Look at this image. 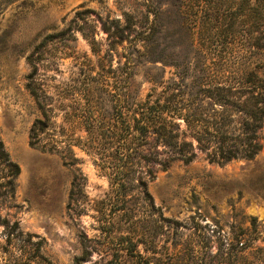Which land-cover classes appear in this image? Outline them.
I'll return each instance as SVG.
<instances>
[{"label":"rangeland","instance_id":"374dc122","mask_svg":"<svg viewBox=\"0 0 264 264\" xmlns=\"http://www.w3.org/2000/svg\"><path fill=\"white\" fill-rule=\"evenodd\" d=\"M175 1L0 0V217L39 241L51 264H72L80 233L101 239L96 207L108 179L81 146V119L91 106L106 122L117 92L138 101L172 80L192 92L246 68L264 74L263 58L238 35L223 42L216 30L188 39ZM149 24L153 40L142 43L137 31ZM27 56H37L34 75L49 116L35 145L28 133L40 113L25 88ZM201 105L208 114L222 110L209 100ZM257 133L261 148L251 160L211 162L206 150L194 149L188 163L132 166L136 179L124 206L139 220L134 236L154 251L147 253L152 264H264V119ZM74 177L80 187L69 201ZM120 214H112L115 223L125 220ZM3 245L0 234V264L18 255L15 244L6 252Z\"/></svg>","mask_w":264,"mask_h":264},{"label":"trees","instance_id":"16d2710c","mask_svg":"<svg viewBox=\"0 0 264 264\" xmlns=\"http://www.w3.org/2000/svg\"><path fill=\"white\" fill-rule=\"evenodd\" d=\"M175 2L188 39L192 36L200 39L204 32H207L206 37H212L216 30L219 41L223 42L233 41L238 35L245 50L254 47L264 60V0ZM126 19L131 26V17L126 15ZM116 28L113 35L119 42L124 36L122 29ZM102 29L111 35L107 28L102 26ZM154 33L151 24L137 31L142 43H150ZM48 37H43L34 48L38 50ZM26 59L32 70L25 77V88L40 113L28 133L29 144L35 145L40 134L49 128V116L34 75L37 56ZM226 78L224 83H200L192 92L187 91L186 85L172 80L161 84L158 90L151 88L138 101L126 100L117 92L106 122L97 119L92 106L85 112L81 119L85 133L81 146L86 153L95 155L92 162L105 173L108 192L98 200L96 207L99 213L96 229L101 239L80 233V253L72 258V264H152V256L147 253L154 251L147 248L142 237L134 236L138 235L135 223L139 220L131 219L124 206L127 188L136 179L129 173L132 166L156 163L165 168L175 160L188 163L194 157V149L206 150L211 162L251 160L259 152L257 131L264 119V74L257 75L246 68ZM204 100L221 107L220 114L204 112L201 105ZM234 117L237 118L236 130L232 126ZM176 120L183 123V130ZM12 167L16 174L17 165L12 164ZM75 187L79 189L80 184L74 177L69 201L77 200ZM116 213L126 216L125 220L115 223L112 214ZM0 226L5 242L3 251L14 244L18 251V255L5 260V264H51L40 254V242L31 241L28 233L22 234L16 221L9 223L0 217ZM120 229H124L123 232ZM93 253L96 254L94 259L91 258Z\"/></svg>","mask_w":264,"mask_h":264}]
</instances>
